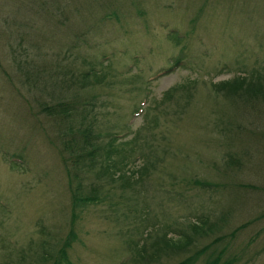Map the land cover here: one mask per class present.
I'll return each mask as SVG.
<instances>
[{
  "label": "rangeland",
  "instance_id": "374dc122",
  "mask_svg": "<svg viewBox=\"0 0 264 264\" xmlns=\"http://www.w3.org/2000/svg\"><path fill=\"white\" fill-rule=\"evenodd\" d=\"M255 71L264 0H0V264H50L71 228L70 264H264V102L213 85Z\"/></svg>",
  "mask_w": 264,
  "mask_h": 264
},
{
  "label": "trees",
  "instance_id": "16d2710c",
  "mask_svg": "<svg viewBox=\"0 0 264 264\" xmlns=\"http://www.w3.org/2000/svg\"><path fill=\"white\" fill-rule=\"evenodd\" d=\"M253 75H255L256 78V82H254V79L252 77V75H250L252 78L251 80H247L250 79V76L245 77L244 78V82L243 84H234V82L230 83V84H224L219 82L213 84L214 86L225 90V88H227L226 90L231 91L234 89H240L243 92H246L248 97L252 96V98L254 97L257 101H262L264 102V72L259 74L258 71L252 72ZM25 75L27 77H30L33 79V84L31 83L30 85H35L34 80L36 79L35 74L32 73L31 70H29L28 72H25ZM43 84L40 87V92H42L45 89V83L44 81H42ZM220 85V86H219ZM256 85V86H255ZM225 90V91H226ZM41 104V103H40ZM58 106L56 107L55 105H47L44 102V105L41 104V111L48 113L49 115H55V114H62L64 112H67L68 110L65 109L64 106H61V104H57ZM65 114V113H64ZM61 128V127H60ZM65 128V127H64ZM62 128V129H64ZM61 130V129H59ZM62 135V133H61ZM68 138L64 141L61 139V142L63 143L61 145V150L62 152L68 157L65 159L68 161L69 167L75 166L77 164H81L83 161L90 159V164L91 165H87L88 167L92 168L94 165V162H96L98 159L97 157L93 156V153L97 150V147L94 145L93 142V135L91 133V131L89 133H85L84 131H79L75 128H70L68 130ZM88 157V159H87ZM71 168V167H70ZM75 193L72 191L70 197L72 199V207H78V206H83L85 204H88L89 202H95L98 200V198L96 197H90V196H94V195H90V196H80V197H75ZM222 217V216H220ZM220 219V218H219ZM213 224L211 225L210 222H199L198 224L195 225H191V233L190 235L187 234L186 232L180 231L178 233V237L177 238H165V235L163 233H161V236H157L154 240H155V251H158L162 249V251H168V253H172L174 251H184L187 249L188 244L190 241H193V234L194 235H204L205 232L207 230H212L213 228L217 227V222H212ZM239 228L236 227L235 229L233 228V231L231 233H234L236 230H238ZM158 235V234H157ZM75 238V234L73 229L71 228V230L69 232H67L65 238L63 240H61L62 242H60L58 249H57V256L55 257V259L52 256L51 259V263L50 264H70V261L68 260L67 256H66V249L69 245L70 242L73 241V239ZM160 247V248H159ZM205 248H203V250H201L202 252L204 251ZM225 250V247L222 246V249L219 250V252L213 256L214 258L208 259L207 261H205L204 264H219V256L221 254V252H223ZM200 251V252H201ZM195 253V257L198 253ZM43 254H46V256H48V253L45 252ZM45 257V256H43ZM42 257V258H43ZM193 258V257H192ZM192 258L190 256H188L186 259L181 260L179 263L177 264H191ZM231 258V260H230ZM228 259H224L223 261L220 262V264H231L232 260H234L232 257H230Z\"/></svg>",
  "mask_w": 264,
  "mask_h": 264
}]
</instances>
